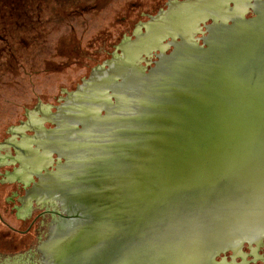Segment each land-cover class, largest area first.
Wrapping results in <instances>:
<instances>
[{
    "label": "water",
    "instance_id": "1",
    "mask_svg": "<svg viewBox=\"0 0 264 264\" xmlns=\"http://www.w3.org/2000/svg\"><path fill=\"white\" fill-rule=\"evenodd\" d=\"M0 180L29 197L0 261L40 256L41 199L68 213L43 264H210L262 240L264 0H164L0 134Z\"/></svg>",
    "mask_w": 264,
    "mask_h": 264
},
{
    "label": "rangeland",
    "instance_id": "2",
    "mask_svg": "<svg viewBox=\"0 0 264 264\" xmlns=\"http://www.w3.org/2000/svg\"><path fill=\"white\" fill-rule=\"evenodd\" d=\"M163 1L30 0L33 16L18 17L19 2L0 13V134ZM24 192L0 180V234L19 228Z\"/></svg>",
    "mask_w": 264,
    "mask_h": 264
},
{
    "label": "flooded vegetation",
    "instance_id": "3",
    "mask_svg": "<svg viewBox=\"0 0 264 264\" xmlns=\"http://www.w3.org/2000/svg\"><path fill=\"white\" fill-rule=\"evenodd\" d=\"M166 7H168V4L166 5ZM253 15V10L249 9L246 12V16H252ZM206 23L210 22V20H206ZM193 31H196L195 35H199L202 36L203 33H205V26L200 23L199 26L195 28H193ZM198 36V37H199ZM169 39L165 40L166 42H163L165 44L164 49L167 52H170L172 49V46H169L167 44ZM200 42H202L200 40ZM156 50L155 53L158 52L157 49H154L153 52ZM156 58V56H154ZM55 126V124H54ZM36 147V149L38 148L37 145H34ZM39 149H37L38 151ZM40 151V150H39ZM27 155L31 156L32 155V151L31 149H27V148H23L19 146V151H18V156H20L22 158H25ZM28 158V157H26ZM57 158V157H56ZM55 158V159H56ZM20 161V162H19ZM53 161V159H49L47 160V164L50 165V163ZM20 166H21V170L23 171V175L19 177V180L22 184H24L26 186V189L30 188L33 185V181H37L38 178L34 175H30L27 172V169H31L32 166L31 164H28L26 162L25 164V160H18ZM30 166V168H28V166ZM23 166H25L23 168ZM27 173V174H26ZM33 176L34 179L33 180ZM32 177V178H30ZM27 193V192H26ZM29 199L28 196H25L21 201L23 203L22 205V209L25 208V206L27 205V200ZM40 205H45L46 208L41 211L39 214H37L36 219H33V221L35 220L37 222V220L40 217H43L44 215H49L51 217V219L49 220V222L47 223V229L48 232L46 234V238L45 240H43L41 242V246L38 249L40 256H36L33 253H29L27 258H24V260H22L21 257H16L14 256V258H10V259H5V260H1L0 264H43L44 263V250H43V242H45L49 236L51 235L52 231L54 229H57L60 225H63V223L65 222V220L67 219L65 216L68 215V213L66 211H64L62 209V206L60 204V202L58 200H43L41 199ZM29 229L23 230L24 233L29 232ZM22 232V230H20ZM13 257V256H11ZM210 264H264V238L262 240H258V241H253V242H244L243 244H241L240 246L234 248V249H229L225 252H222L220 255H218L215 259L214 262L210 263Z\"/></svg>",
    "mask_w": 264,
    "mask_h": 264
},
{
    "label": "trees",
    "instance_id": "4",
    "mask_svg": "<svg viewBox=\"0 0 264 264\" xmlns=\"http://www.w3.org/2000/svg\"><path fill=\"white\" fill-rule=\"evenodd\" d=\"M19 2L20 7L18 8V17H22L26 16V15H32V4L30 3V0H0V13L5 14V12L8 9H11L10 7L13 6L14 3ZM12 10L9 12V15L12 14ZM8 13V12H7ZM26 13V14H25ZM17 17V18H18ZM59 18V17H58ZM54 20V19H53ZM52 23L56 24V27H61V25H63V21H61L60 19H55L54 21H51Z\"/></svg>",
    "mask_w": 264,
    "mask_h": 264
}]
</instances>
